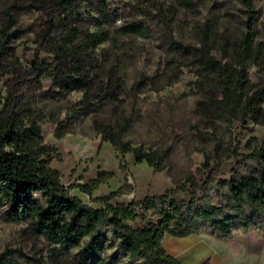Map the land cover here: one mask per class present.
Instances as JSON below:
<instances>
[{"label":"rangeland","instance_id":"1","mask_svg":"<svg viewBox=\"0 0 264 264\" xmlns=\"http://www.w3.org/2000/svg\"><path fill=\"white\" fill-rule=\"evenodd\" d=\"M192 1L196 10L177 0H107L118 16L106 24L108 38L86 56V92L64 88L52 69L54 54L40 45L39 34L50 12L45 0H0V44L5 43L0 52V112L13 108L28 123L40 125L49 147L46 159L64 185L87 184L93 196H111L112 202L139 200L200 181L207 170L206 155L217 142L242 152L260 144L264 123L217 117L220 94L214 78L196 65L193 56L176 55L171 46L173 41L198 46L207 29L212 54L228 60L232 43L251 31L256 49L260 48L247 63L244 93H251L264 86V0H250L252 19L244 0ZM94 8L93 0H74L75 16L81 19L68 21L94 31L87 17L99 16ZM6 12L15 21L7 29L8 40L3 33L9 22ZM132 23L146 26V35L121 31V26ZM60 28L58 24V32ZM37 59L43 65L40 76L34 67ZM120 132L128 150L112 140ZM139 151L155 153V163L139 157ZM232 166V161L225 162L219 177H229ZM71 192L95 207L103 206L79 187ZM172 195L187 199L182 191ZM3 209L0 253L22 250L24 256L14 255L18 264H72L70 257L60 260L53 255V246L30 224L5 219ZM215 238L201 240L203 249L191 251L189 263L215 264L214 253L225 246ZM109 242L113 243L110 238L104 243L102 256H117L116 264H140ZM242 248L235 240L237 252ZM90 262L100 264L98 259ZM231 264L246 263L234 259ZM259 264H264V256Z\"/></svg>","mask_w":264,"mask_h":264},{"label":"trees","instance_id":"2","mask_svg":"<svg viewBox=\"0 0 264 264\" xmlns=\"http://www.w3.org/2000/svg\"><path fill=\"white\" fill-rule=\"evenodd\" d=\"M183 7L196 10L192 0H177ZM251 8V1L244 0ZM50 10L39 42L54 54L53 70L66 90L88 88V61L90 49L104 42L109 28L118 16L107 0H93L99 16L88 14L96 30H82L68 21L75 16L74 0H45ZM252 19L255 13L250 9ZM7 29L14 24V17L6 12ZM77 19H81L78 18ZM60 24L58 32L56 26ZM82 25V24H81ZM251 29L252 24L249 22ZM124 33L146 35L143 24L121 26ZM207 29L198 46L183 45L173 41L176 55H191L196 65L214 78L220 98L215 113L225 122L251 118L264 123V86L251 93H244L248 82L247 63L260 51L254 44L251 31L244 34L229 48V58H218L211 52ZM0 52L5 43L0 44ZM34 67L38 76L43 65L37 59ZM116 85L119 86L117 83ZM123 129V128H122ZM123 131V130H122ZM112 140L123 150L121 132ZM48 146L44 143L40 125L27 122L13 108L0 112V208L5 219L28 223L34 232L42 235L62 260L70 257L72 264H116L117 256L101 255L103 245L110 238L117 249L131 262L140 264H182L167 252L166 235L186 237L204 231L229 239L236 232L248 233L252 229L264 232V138L249 151L225 147L217 142L215 149L206 155V174L190 186L178 185L174 190L146 195L139 200L112 202L111 196L95 197L87 184L64 185L57 169L46 159ZM155 163V153L143 155ZM232 161L229 177L219 175L225 162ZM87 193L91 200L103 206L95 207L73 194L71 189ZM182 191L187 199H178L172 193ZM75 251V253H74ZM24 256L22 250L7 249L0 253V264H18L14 255Z\"/></svg>","mask_w":264,"mask_h":264},{"label":"crops","instance_id":"3","mask_svg":"<svg viewBox=\"0 0 264 264\" xmlns=\"http://www.w3.org/2000/svg\"><path fill=\"white\" fill-rule=\"evenodd\" d=\"M170 237V238H168ZM219 237L212 232L204 231L200 234H192L186 237H175L166 235L164 239V246L168 253L173 255L182 264H190L188 256L191 251L203 249L201 240L212 241ZM190 238L191 241L187 243L179 242L177 239ZM225 244L224 250L221 253H214L216 258L215 264H231V262L242 260L246 264H259L264 256V232L258 229H252L248 233L236 232L232 238H221ZM168 239V242H167ZM235 240L243 244V248L237 252L235 249Z\"/></svg>","mask_w":264,"mask_h":264}]
</instances>
